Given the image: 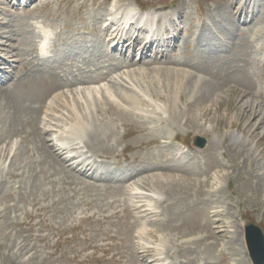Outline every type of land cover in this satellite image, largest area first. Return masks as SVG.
<instances>
[{"label": "rangeland", "instance_id": "rangeland-1", "mask_svg": "<svg viewBox=\"0 0 264 264\" xmlns=\"http://www.w3.org/2000/svg\"><path fill=\"white\" fill-rule=\"evenodd\" d=\"M45 1L49 3L46 6L42 5L43 0L36 2V9L30 14L21 11L23 5L10 12L8 7L7 13L0 8V19L11 20L21 34L33 35L36 43L42 36H35L26 23L38 22L41 31H49L51 54L82 51L79 65L83 60H97L103 54L111 57L110 47L105 45L99 31L107 10L136 2L149 12H156L162 20V29L153 26L158 36L172 34L165 32L164 27L178 23L177 28L182 31L172 55L169 53L173 46L162 44L150 50L146 44L142 53L143 44L137 36L131 39V48L111 52L116 63L119 60L113 55L127 58L136 50L133 56L136 61L113 72L117 77L120 75L118 82L115 79L117 83L113 76L101 83L108 91H117L113 94L119 97L123 89L124 94H139L141 98L150 95L155 101L166 103L170 113L154 111L147 100L132 105L123 98H120L123 108L113 107V110L107 105L104 89L92 92L91 117L103 125L109 119L111 124L104 125L107 136L102 138L100 146L81 150L99 165L110 164L106 168L110 167L113 176L117 174L119 178L128 173L136 175L137 181L141 176L157 174L187 177L178 169L187 167L193 171V180L188 178L189 184L169 180L174 181V186L162 189L161 200L154 203L156 213L148 215L135 210L129 201L135 199L129 193L123 194L125 188L120 183L103 184V188L96 189L90 183L100 185L102 180H84L75 168L70 171L69 165L41 161L34 144L40 108L32 128L26 126L6 140L28 148L22 147L21 159L17 164L0 161V264H154L157 258L160 264H253L244 228L247 222H254L264 231V0ZM83 4L86 6L82 8ZM118 14L120 17H112L102 27L107 36L113 23L122 24V20L119 23L117 20L122 18L123 8ZM4 24L0 26L4 28L1 32L8 30ZM142 37L146 38V34ZM71 38L77 39V44L70 45ZM26 40L29 41L19 38L18 44H14L22 45L18 51L11 52L20 56L15 60L17 63H25L27 59L19 52L23 46L31 52L32 39ZM2 41L16 42L7 38ZM52 42L56 46H51ZM5 49L0 47V55L9 53ZM166 53L169 55L165 58ZM143 54L145 59L140 60ZM74 57L72 53L63 54L60 66L73 70ZM175 60L179 61L175 64ZM6 63L16 67L9 59ZM45 63L42 66L46 67ZM100 64V61L95 63V68H100ZM57 66L53 65V72L59 75ZM30 67L31 64L25 63V73ZM172 69L186 74L185 77ZM77 70L80 71L79 67ZM134 71H140L143 78ZM18 80L11 73L7 85ZM45 84H40V92ZM133 86L143 92L138 93L139 89L132 92ZM29 101L27 108L37 112L34 107L40 102L27 97L25 104ZM1 112L7 113L5 109ZM2 121L0 118V129ZM198 137L206 140L203 148L195 145ZM7 142L0 140V148ZM72 155H62V159ZM60 166L69 171H63ZM151 185L160 191L156 183ZM145 215L148 216L143 219ZM215 218L218 224H213ZM143 228L153 234L141 236ZM27 252L30 255L24 257Z\"/></svg>", "mask_w": 264, "mask_h": 264}, {"label": "bare ground", "instance_id": "bare-ground-1", "mask_svg": "<svg viewBox=\"0 0 264 264\" xmlns=\"http://www.w3.org/2000/svg\"><path fill=\"white\" fill-rule=\"evenodd\" d=\"M12 1L13 0H10V1L9 0H0V4H2L0 8L5 9L3 11V13H7L6 9L9 7L8 5L5 4L6 2L8 4H11V7H14V8H16L20 4L19 0H17V2H15L13 4H12ZM32 1L33 0H26L25 1L26 6H25L24 10L27 14L34 12L36 9V6H35L36 1L33 2L34 4L31 3ZM119 1H121V0H119ZM3 4L6 6H3ZM46 5H48V2L43 0V6H46ZM85 6L86 5L83 4L82 8ZM112 7H114V6H112ZM122 8H123V15L121 16L122 18H119L117 20V23H119L122 20V22H121L122 24L121 25L119 24V26H118L117 24L113 23L111 26V30L109 31V34L107 36L105 31H104L105 28L103 29L102 27H105L106 24H108L111 21L112 17H115V16L120 17V14H118V10L122 9ZM111 14H112V16H111ZM105 16L106 17H104L103 19L101 18L100 23H102L103 26H100L99 30H100V35L102 36V39L105 38L106 40H108L110 43L113 44V46L111 47V50H110L111 57L107 56V54H103L97 60H91V59L83 60V61H81L82 65H79V64H77V61H78V57L82 54V52H77V53L70 52L72 54H75V57L72 58L73 61L75 62L73 70H72V68L70 70H64L60 66L61 65L60 59H61L63 54H66V52H64V51L54 52L53 51V53L50 54V51L48 49V40H49L48 35H47L48 33L44 34V37L42 38L40 44H37L33 39V35H32V37H28V36L24 35L23 33L21 34V32L18 31L19 29L15 28V25H12L13 23H10L11 20L5 21V18H3L4 20L2 21L0 19V26L2 25V23L3 24L5 23L4 24L6 26L5 28L8 29L7 31H5V30L3 32L0 31V43L2 45H4V46L1 45L0 47H5L6 48L5 50H7L9 52L5 56L0 55V72H1V76H0V110L5 109V111L7 112L5 115H3L2 112L0 114V118L3 119V121L1 122V126L3 128H5L7 126L5 131L3 130V128L0 129V133H1L0 134V140L7 142L6 141L7 138H10V137L17 135V133H19L21 130H23L22 128H24L26 126H30V128H32L31 124H34L36 122V118H38V114H39V111L41 108L40 117L38 119L39 127L34 130V133H35V131L36 132L38 131L37 138H35V140H34V144H35V150L40 151V156L42 158L41 161L50 162V163H58V164L63 163L65 165H69V166H71V167H69L70 171H72L73 168H75V170L78 171L77 173L79 174V177H81L84 180H85V178L100 180V181L102 180V184H100V185H98L96 183H90L91 186L95 187L96 189L103 188L102 187L103 184H104V186H106V184L111 185L113 183L114 184L120 183L121 185L123 184L122 186L120 185V187L122 189L125 188L123 190V194L129 193V195L133 199H135L133 201H131L129 199V201L131 203V207L133 206L132 208H134L135 210H138L140 212H146L149 215V214L156 213V207H155L156 205H154V203L158 204L157 203V202H159L158 200H161V198H162L161 194L162 193H160V192L163 191L162 189H165V186L168 187V185L174 186V184H173L174 181L169 182V180H182L183 182H185V184H189L191 182L190 179L193 180L192 169L187 168V167L178 168L179 171H183L186 175H188L187 177H185V176L182 177V175L180 176L177 174L176 175H173V174H170V175H168V174L167 175L166 174H157V175H153L152 177L151 176H148V177L141 176V178L137 181L136 175H130V173H128V174H125L124 176H122L121 178H119L120 175L114 174L115 176H113L112 171L109 173L106 171V169H107L106 167H108V166H102V165L96 166L95 165L96 163L94 161H92V158L86 157L84 159H78L79 155L77 152V148H79V147H85L86 148V147L90 146V148L92 149V147H94L95 145L100 146L102 143V138L104 139V137L107 136V132L105 134L104 125L108 126L111 124L109 119H106L105 124L103 125L101 122H99V120L94 119L93 115L91 117V115L89 113V108L91 106L90 98H91L92 92L93 93H99L101 90L104 89V92H105V93H103L104 98L107 102V105L109 106V104H110L112 106V109H113V107H114V109L123 108L122 105L120 104V103H122V99H120V98H123V100L125 102H127V104L130 103L132 105H141V103H143V102H145V100H147L154 107V111L156 110V112L157 111L161 112V114L170 113V108L168 107V105L166 103H160L158 101H155V98L150 97V95L145 97V98H141L139 96V94H130L129 92L127 93L126 91H125L126 93L124 94L123 93L124 89H123L120 92L121 97H119L118 94H115V93L113 94V92H117V91L110 92L111 90L108 91V88H106V86H105V88L101 87V86H104V84H102V85H100V84L102 82L106 81V79H108L111 76H113L114 82H116V80L118 82V80H119L118 77H120V75H118V77L116 75H112L113 72L115 73L117 71V69L120 70L124 66H129L130 64H133L132 63L134 60L133 56L135 55L136 50H134L131 53L132 54L131 58H124V59L118 58L119 61L116 63H114V61H113L114 59L112 58V54H114L115 51H118L119 47H122V48L130 47L131 48L132 45L131 46L129 45L132 42L131 39L134 40L135 38H137V36L140 37L141 43L143 44V47H142L143 50H144V47L146 44L148 45V48H147L148 50L153 48L156 44L157 45L158 44H166V45L170 44L173 46V52H174V51H176V46H178L177 42H178L181 31L179 28H177V24H172L168 28L167 27L165 28L166 30H169L172 33V34H170L171 37H166V38L160 37V38H156L154 40L153 39L154 36H152V38L150 40L147 39L146 42H143V38H142L141 34L147 33L150 30V28L152 29V23L156 21L158 16L156 13L142 11L140 6L136 2L134 5L130 4V3H126V4L122 5V7L116 8L115 10H107ZM178 16H179V12H178ZM136 17H138V18L135 21L134 19ZM141 18H145V21H147L151 27L149 28L148 26H142L139 28L137 26V21ZM245 22H246V20L243 21V23H245ZM126 23H127V25H126ZM133 23H136V25H133ZM169 24H171V23H169ZM123 25H124V27H123ZM28 26H29V29L32 31V33L35 36L39 35V32H41L39 27H35V25H33L31 23H28ZM144 27H145V30H144ZM125 28L126 29L129 28V29L126 30ZM174 28L177 29L178 31L175 32L173 30ZM2 29H4V28L0 27V30H2ZM133 29H136L138 31V34L135 37L131 36V31ZM140 30H143V31H140ZM107 31H108V29H107ZM16 32H19V33H16ZM16 34L20 35L18 37L22 38V40H24V41H27L26 39H32V43H31V47H30L31 52H27L26 49H28V47L25 48L24 46H23V48H21V51H19V52H23L24 57L27 58L25 60V63L31 64L30 69L29 70L27 69L26 73L23 69V67L25 66V63L24 62H21V63L15 62V60H17L16 58L20 57L19 55H17L19 52L15 53L18 57L14 56V53H11L12 51H18L20 46H22V45H19V46L14 45V44H18V40H19V38L16 37ZM177 35H178V37L176 38ZM3 38H7L8 40H13V41L15 39L16 42H13V44L12 43L8 44L7 42L2 41ZM118 38H119V41H117ZM110 40H112V41H110ZM123 40H124V42H126V41H128V42L122 43ZM76 43H77V40L71 38L70 45H75ZM26 44H29V43H26ZM105 45L107 46L106 41H105ZM52 46H56V44L53 42ZM133 48H135V46ZM138 48H140V47H138ZM111 52H112V54H111ZM70 53H67V54H70ZM113 57H115V56L113 55ZM49 58H52V59H49ZM8 59L10 61H12L14 65H16L15 68L13 65H9L8 63H6L8 61ZM144 59H145V55H142L140 60H144ZM98 61L101 62L100 66L102 68L101 67L95 68L94 64L97 63ZM130 61H132V62L130 63ZM177 61H179V60H175V62L173 61V63L176 64ZM43 63L46 64V67L42 66ZM126 63H128V64H126ZM135 63H137V62H135ZM55 64L58 65L57 67H59V69L57 71L59 75H57L55 71L53 72V70H55L53 65H55ZM177 64H179V63H177ZM78 67H79L80 71L77 70ZM1 68H4V69L1 70ZM6 69H8V72ZM11 69H13V70H11ZM30 70H31V72H29ZM172 70L174 71V69H172ZM141 71H142V69H141ZM136 72H135L136 74L140 73V71H139V73H138V71H136ZM174 72H177V71H174ZM11 73L15 79H17V80L19 78H21V79H19L15 84L7 85L9 83V78H10ZM97 73H99V74H97ZM126 73H124L126 75V77L129 76L128 75L129 73L132 74V72H129L128 74H126ZM177 74L181 75L183 73H180L178 71ZM183 75L185 77L186 74H183ZM122 79H125V78H122ZM159 80L160 79H158V82H159ZM183 81H184V79H183ZM42 82H45L46 84L44 85V89L40 92L39 88H40V86H41L40 84ZM74 82L76 83L75 85H73ZM129 82H127V83L130 86L131 83L129 84ZM109 83H110V81H109ZM95 84L100 85L99 88L92 87V85H95ZM147 84H148V82H147ZM5 85H7V86L5 87ZM148 85H145V86H148ZM88 86H90V87H88ZM139 87H140V85H139ZM77 89H79V90H77ZM133 89H134V86H133ZM133 89H132V92H137V90L139 88L134 89V90ZM74 90H76V91H74ZM193 90H195V89H193ZM70 91H73V92H71L69 94ZM140 91H142V90L139 89L138 93ZM143 94L145 95L147 93L145 92ZM25 95H27V96L23 97ZM74 95H76L75 98H74ZM27 97H29V99L33 98V100H37L40 103H42V104L37 103V105L34 107L35 110H37V112L34 110L31 111L27 108V106L30 103V101H29L25 104ZM150 103H148V104H150ZM135 107L138 108V106H135ZM24 109H25V112H23L21 114V111H23ZM44 109H45V113L42 112ZM117 110H119V109H117ZM55 112H56V114H55ZM60 112H61V115H59ZM42 113L44 114L43 119H42L43 116H41ZM102 122H104V121H102ZM42 124L44 126H42ZM52 135H55V137L57 139H59L61 142L66 140L67 142L71 141V143H70V145H67V146H65L63 144H61V146H60L54 142V140L52 139ZM46 136H48V137L50 136V137L48 138ZM15 147H17V145H13V143H11V142H7V144H3L2 147L0 148V161H4L5 163L13 162L11 164H17V162L21 159V157L24 154L21 152V149H22V147H26V146H24V145L18 146L16 151L13 153V150ZM69 153H73V155L71 157H66L65 159H62V155L67 156ZM74 159H78V160H75L74 161L75 163H74L73 162ZM1 164H2V162H1ZM74 164L76 166H74ZM60 167L63 169V171L64 170L69 171L68 169H66L65 166H60ZM103 170H105V171H103ZM177 173H178V171H177ZM111 177H115V178L117 177V179H113ZM188 178H190V179H188ZM132 181H133V183H132ZM153 182L156 183L155 186L158 187L160 191H158V190L156 191L155 187H153L152 185L150 186V183H153ZM90 184H88V185H90ZM161 186H163V187L161 188ZM154 188H155V190H153ZM113 201H114V199H113ZM112 204H113V202H112ZM125 205H126V203H125ZM125 205H124V207H125ZM127 206H128V204H127ZM217 209L219 210V208H216V211H217ZM219 213H218V215H219ZM114 214H117V212H114ZM148 215H145L143 217V219L146 218ZM217 216L214 215V217H217ZM109 217H111V215H109ZM216 219H218V218L212 219L213 224L214 223L218 224L217 223L218 221ZM220 219H221V216H220ZM143 229L139 233L141 236H143L146 233L148 235L153 234L152 232H148V230H146V229L143 230ZM145 231H147V232H145ZM193 242H195V241H193ZM200 242H201V240L199 241V243ZM163 243H165L164 240H163L162 244ZM131 253L134 254V252H131ZM29 255H30V253L27 252L24 254V257L29 256ZM154 261H155L154 264H160L161 263V260L158 258L155 259Z\"/></svg>", "mask_w": 264, "mask_h": 264}, {"label": "water", "instance_id": "water-1", "mask_svg": "<svg viewBox=\"0 0 264 264\" xmlns=\"http://www.w3.org/2000/svg\"><path fill=\"white\" fill-rule=\"evenodd\" d=\"M203 145L204 141L200 140ZM245 238L250 257L254 264H264V233L260 226L248 222L245 226Z\"/></svg>", "mask_w": 264, "mask_h": 264}]
</instances>
